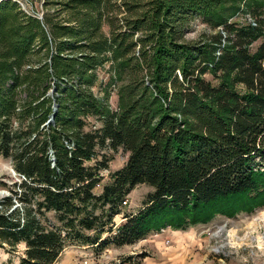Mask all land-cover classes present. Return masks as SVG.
I'll list each match as a JSON object with an SVG mask.
<instances>
[{"label": "trees", "instance_id": "obj_1", "mask_svg": "<svg viewBox=\"0 0 264 264\" xmlns=\"http://www.w3.org/2000/svg\"><path fill=\"white\" fill-rule=\"evenodd\" d=\"M239 1L45 0L44 20L0 2V157L23 178L0 182L11 193L0 248L24 245L18 264H55L68 243L132 246L157 225L264 205V3H249L252 27L230 21ZM196 20L214 33L187 42ZM106 63L115 78L100 100L91 88ZM120 151L127 161L104 182ZM141 185L154 191L123 214Z\"/></svg>", "mask_w": 264, "mask_h": 264}, {"label": "rangeland", "instance_id": "obj_2", "mask_svg": "<svg viewBox=\"0 0 264 264\" xmlns=\"http://www.w3.org/2000/svg\"><path fill=\"white\" fill-rule=\"evenodd\" d=\"M2 1L4 0H0ZM255 1L264 3V0ZM43 2L44 0H32L31 7L34 10L32 13L44 20L45 15L53 14L54 10L45 8ZM251 2L252 0H240V9L230 21L248 26L246 17L253 12V9L249 7ZM20 10L23 11L21 7ZM261 16L264 17V7L261 10ZM104 31L109 33V27L106 26ZM217 31H219L218 28ZM213 33V29L202 21L196 20L187 30L185 40L196 42ZM111 65L112 63H106L97 71L98 82L91 88L97 99H104L100 83L110 82L112 77L115 78ZM49 93V95H55L56 91L52 89ZM117 93L118 87L114 85V91L108 100L111 109L118 108ZM89 122L92 124L93 120ZM113 158L109 170L103 172L104 182L107 181L110 172L119 170L127 161V155L122 151L115 154ZM21 180L22 178L14 173L10 161L0 157V182L10 185ZM1 186L0 200L11 194ZM153 191V188L147 185L136 187L128 196V203L124 205L123 214L137 213ZM241 206L243 210L248 208L247 202ZM122 218V215L115 218L117 225L123 222ZM171 224V227L164 229L160 228V225L155 226L145 239L132 246L110 247L104 251H96L92 247L68 243L55 264H137L138 262L141 264H264V205L251 212L238 211L235 216L216 214L208 224L190 226L187 229H177L176 224ZM161 229L165 231L161 232ZM24 250V245H18L15 248L4 245L0 248V264H18L24 255ZM140 256L145 258L140 260ZM128 258H132L130 262L126 261Z\"/></svg>", "mask_w": 264, "mask_h": 264}, {"label": "built area", "instance_id": "obj_3", "mask_svg": "<svg viewBox=\"0 0 264 264\" xmlns=\"http://www.w3.org/2000/svg\"><path fill=\"white\" fill-rule=\"evenodd\" d=\"M11 1H14L16 2L20 7L21 9L28 15L30 16H33L35 18H37L38 16L37 15H34L32 12H34V10H32V7H31V4H32V0H11ZM45 1V0H44ZM43 5H44V2H43ZM30 9V10H29ZM39 20H43L40 16L38 17ZM37 18V19H38ZM247 24L249 26H252V27H256L258 25L257 23V20L252 16V14L250 13V15H247ZM219 32L222 34L223 38H222V42L221 44L218 46V49H217V54L216 56L219 57L222 52H223V49L224 47L227 45L228 43V37H229V34L222 28H218ZM16 173V172H14ZM23 179V178H22ZM128 203V200H126L124 203H123V206L124 205H127ZM165 230H161V232H164Z\"/></svg>", "mask_w": 264, "mask_h": 264}, {"label": "water", "instance_id": "obj_4", "mask_svg": "<svg viewBox=\"0 0 264 264\" xmlns=\"http://www.w3.org/2000/svg\"><path fill=\"white\" fill-rule=\"evenodd\" d=\"M14 171V170H13ZM15 172V171H14Z\"/></svg>", "mask_w": 264, "mask_h": 264}]
</instances>
